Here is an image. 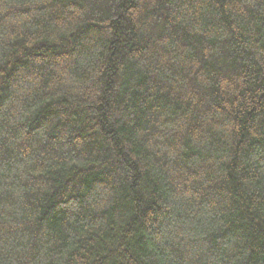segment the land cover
Returning <instances> with one entry per match:
<instances>
[{"label": "trees", "instance_id": "obj_1", "mask_svg": "<svg viewBox=\"0 0 264 264\" xmlns=\"http://www.w3.org/2000/svg\"><path fill=\"white\" fill-rule=\"evenodd\" d=\"M0 264H264V0H0Z\"/></svg>", "mask_w": 264, "mask_h": 264}]
</instances>
